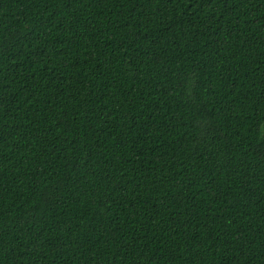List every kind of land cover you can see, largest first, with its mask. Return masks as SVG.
Returning a JSON list of instances; mask_svg holds the SVG:
<instances>
[{
  "label": "trees",
  "instance_id": "obj_1",
  "mask_svg": "<svg viewBox=\"0 0 264 264\" xmlns=\"http://www.w3.org/2000/svg\"><path fill=\"white\" fill-rule=\"evenodd\" d=\"M0 264H264V0H0Z\"/></svg>",
  "mask_w": 264,
  "mask_h": 264
}]
</instances>
